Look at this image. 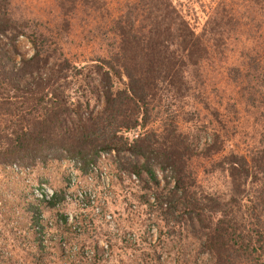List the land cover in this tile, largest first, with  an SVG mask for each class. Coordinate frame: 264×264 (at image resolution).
<instances>
[{"label": "trees", "instance_id": "obj_1", "mask_svg": "<svg viewBox=\"0 0 264 264\" xmlns=\"http://www.w3.org/2000/svg\"><path fill=\"white\" fill-rule=\"evenodd\" d=\"M257 1L251 3L258 17L244 11L257 21L255 34L264 31V0ZM229 2L208 6L198 31L173 0H139V9L128 6L103 24L104 55L76 64L61 51L57 27L30 28L13 17L11 0H0V166L65 156L86 172L101 158L112 159L122 173L150 186L157 209L187 217L206 256L202 264H264V186L259 193L249 188L253 167L245 158L226 162L227 200L198 195L189 170L193 139L179 131V112L168 110L170 104L159 108L165 99L173 105L189 95V72L197 70L207 44L238 24ZM19 37L29 42L30 56L17 53ZM257 80L264 84V73ZM248 188L254 201L247 199ZM39 216L33 211L28 220L38 234L22 238L34 245L24 251L29 264L44 263L48 251Z\"/></svg>", "mask_w": 264, "mask_h": 264}, {"label": "rangeland", "instance_id": "obj_2", "mask_svg": "<svg viewBox=\"0 0 264 264\" xmlns=\"http://www.w3.org/2000/svg\"><path fill=\"white\" fill-rule=\"evenodd\" d=\"M11 1L13 17L30 28L57 27L61 51L76 64L104 55L103 24L128 6L140 8L139 0ZM220 1L173 0L198 31L208 6ZM228 1L233 10L228 13L237 15L238 24L223 31L220 41L206 42L208 51L202 53L198 71L189 72V95L173 105L165 99L159 106L161 112L168 104V110L179 112V131L193 139L196 148L189 170L197 194L222 200L231 190L228 160L245 158L253 167L249 188L255 186L259 193L264 186V87L257 80L264 73V31L258 28L255 34L251 28L257 21L244 12L252 10L258 17L252 0ZM15 45L19 55L32 54L25 37ZM101 107L96 105V111ZM249 188L247 199L254 201ZM53 193L57 197L49 200ZM152 195L145 181L122 173L112 159L101 158L86 172L65 156L0 166L2 264H29L27 243L34 245L22 238L38 234L28 226L33 211L40 212V236L48 250L42 264H202L206 256L187 217L179 220L157 209ZM252 204L246 201L247 207Z\"/></svg>", "mask_w": 264, "mask_h": 264}]
</instances>
